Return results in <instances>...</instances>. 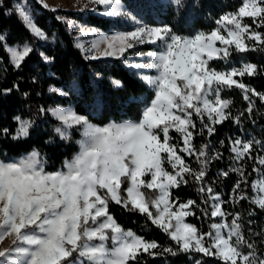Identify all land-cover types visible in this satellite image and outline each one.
<instances>
[{
    "label": "snow or ice",
    "instance_id": "snow-or-ice-1",
    "mask_svg": "<svg viewBox=\"0 0 264 264\" xmlns=\"http://www.w3.org/2000/svg\"><path fill=\"white\" fill-rule=\"evenodd\" d=\"M91 2L102 6V15L126 17L135 27L112 35L81 27L75 46L92 60L126 59L127 54L144 57L146 62L127 66L138 72L147 70L140 78L153 95L140 100L143 107L139 120L113 121L103 126L91 123L72 107L40 108L41 114L47 111L57 120L53 131L62 141L70 139L73 128L80 130L79 151L55 171L47 170L45 157L36 149L20 157H0V243L10 240V244L0 247V264H143L142 254L155 258L179 253L189 254L192 264H204L203 257H214L221 264H264V253L258 251L256 240L249 238L261 235L253 231L254 221L248 220L246 237L241 213L223 207L247 199L264 210V179L253 184L257 194L252 198L241 187L251 175H246L245 158L253 161L252 171L264 177V142L254 137L229 138L232 164L228 170H220L218 176L227 177L232 172L240 179L228 200L221 199L206 180L209 165L222 159V153L211 142L198 148L192 142L194 133L202 136L206 131L211 137L215 126L228 119L241 124L244 112L233 117L229 111L231 101L221 96L225 87L235 86L242 91L249 118L255 107L253 98L264 102V92L236 79L259 75L264 66L241 62L239 67L217 70L210 64L222 61L230 65L233 53L264 52V31L258 30L264 28V0H242L236 11L216 20V28L192 36L177 34L166 24L143 23V18L156 9V0H141L136 14L123 0ZM175 3L181 5V0ZM15 11L35 38L47 41V34L34 23L32 13L22 5H17ZM245 18H250L251 23ZM57 19L75 27L72 21ZM86 31L96 37L89 47L80 39ZM6 39V33L0 34L10 64L19 70L34 49L27 42L11 46ZM146 45L153 50L135 51ZM41 58L46 64L55 59L43 53ZM113 83L121 86L119 81ZM13 87L18 89V85ZM75 87L71 85L70 90ZM11 91L4 89L3 94ZM54 91L60 96L69 95L63 88ZM194 117L199 119V128ZM14 120L18 125L15 132L3 128L0 136L10 135L14 141L27 138L34 121L19 116ZM171 131L179 136L171 135ZM219 143L224 146L225 142ZM185 156L195 157L199 166L192 167ZM190 183L198 186L200 203L192 199L178 203L179 197H174L172 190ZM110 202L145 215L170 237L175 247H163L123 229L109 212ZM197 210L205 219L220 220L211 223L208 231H201L185 222L190 216L199 219ZM248 215H255V211ZM198 254L202 256L193 260Z\"/></svg>",
    "mask_w": 264,
    "mask_h": 264
},
{
    "label": "trees",
    "instance_id": "trees-1",
    "mask_svg": "<svg viewBox=\"0 0 264 264\" xmlns=\"http://www.w3.org/2000/svg\"><path fill=\"white\" fill-rule=\"evenodd\" d=\"M130 9L136 11L141 0H123ZM32 8L34 23L41 28L48 36L47 41L38 40L33 36L25 23L18 16L16 0H3L0 4V34L6 33V43L24 45L29 43L34 49L22 63L19 70L15 69L9 62V56L0 43V130L8 128L14 133L17 128V121L14 117L34 121L27 138L12 140L11 136H0V157H20L38 150L45 157L48 171H55L62 167L65 159L72 157L79 151L78 141L81 133L78 130L72 132L67 141H62L53 131L58 125L57 120L49 113L41 114L40 108L63 106L72 107L78 114L86 115L91 123L103 126L109 122H125L139 120L141 118L142 98H151L153 93L150 87L140 78L142 75L138 70L128 67L124 58H100L88 59L76 45V38L68 25L57 19L58 11L52 8H45L39 0H28ZM242 0H181L177 5L175 0H158L155 11L143 20L151 25H169L173 31L183 36H191L197 32H209L216 28V20L227 12H234L241 5ZM74 19L85 22L109 31L113 27L125 29L130 26L127 21L111 19L94 11H72L61 10ZM245 22L251 23L250 18ZM255 27V25H253ZM264 31V28L258 29ZM251 43V42H249ZM146 50H153L151 45L143 46ZM131 52V51H130ZM45 56L54 57V62L46 64L41 58ZM241 62L255 63L264 66V52H247L245 54L233 53L231 64L225 65L222 61H210L212 67L217 70H224L227 67H239ZM99 74V75H97ZM35 77L36 82H33ZM243 83L250 85L257 92H264V72L253 77H236ZM113 81H119V87ZM13 85H18V89ZM75 85V90L70 86ZM63 88L69 92L67 96L58 95L54 89ZM4 89H12L8 94H3ZM27 94V95H25ZM224 99L230 100V108L233 117L244 112L241 117V124L236 125L232 119L224 121L215 126V133L209 137L205 131L204 135L194 133L193 144L198 148L201 144L211 142L212 146L222 153V159L214 160L208 168L206 180L212 184L221 199L228 200L233 185L240 177L230 172L227 177L218 176L220 170H228L232 164V153L230 152L229 138L237 136L243 139L255 138L264 142V102L255 99V107L251 118L245 111L248 103L243 99L240 89L233 86L225 87L221 92ZM199 128V119L195 118ZM206 119V117H205ZM255 121V123H253ZM171 135L178 137L174 131ZM51 140L52 143H46ZM224 140V146L220 141ZM182 144V141H181ZM264 154V153H261ZM181 155H184L181 153ZM255 155V153H254ZM185 160L192 167H198L195 157L185 156ZM246 165L247 183L242 188L249 198L257 194L254 183L264 179L257 172H253V161H244ZM171 171L168 165H165ZM264 171V168H261ZM215 181V183H212ZM197 185L190 183L187 186L181 185L173 189V196L179 197V202L188 199L200 203L201 194L197 191ZM148 192L149 190H145ZM228 211L241 213L242 231L246 237L248 233V220L254 221L252 229L261 233L260 236L252 235L249 238L257 242V249L264 253V210L251 203L250 200H242L239 204L231 203L223 206ZM255 211V215L249 216L248 212ZM109 212L117 223L126 230H132L135 234L142 236L145 240L156 241L163 247L173 246L175 243L158 226L154 225L145 215L136 211H128L121 205L114 202L109 203ZM190 216L185 220L197 226L201 231H208L209 225L219 222L220 218H209L200 214ZM229 221L231 217L228 218ZM246 251V249H245ZM202 254L194 255L193 260L200 258ZM143 264H192L189 254L179 253L175 257L170 255L160 257H148L142 254ZM204 264H221V261L214 257H203Z\"/></svg>",
    "mask_w": 264,
    "mask_h": 264
},
{
    "label": "rangeland",
    "instance_id": "rangeland-1",
    "mask_svg": "<svg viewBox=\"0 0 264 264\" xmlns=\"http://www.w3.org/2000/svg\"><path fill=\"white\" fill-rule=\"evenodd\" d=\"M42 4L44 5H47L49 8H54L58 11V17H61L63 18L64 20H67V21H72L74 22V25L75 27H72L70 28L69 26V29L73 32L76 40H77V37H79V34H80V28L83 27L85 30L89 29V28H96L99 30L100 33L102 34H105V35H112L114 34L115 32H120V31H130V30H133V28L135 27V24L132 20L126 18V17H120V18H111V19H119L120 21H127L130 23V26L125 28V29H116L115 27H113L111 30L109 31H104L103 29L101 28H98V27H95V26H90L88 25L87 23L85 22H81V21H78L76 19H74L73 17H71L70 15L64 13V12H61V10H72V11H82V12H87V11H94L93 8H97L99 9L98 11H94L95 13H98V14H101V11H102V6H99V5H94L91 0H39ZM124 2V1H123ZM158 2V0H156V3ZM126 3V2H124ZM127 4V3H126ZM17 5H22L26 8L27 11H29L30 13H32V8L30 6V3L28 2V0H16V6ZM85 5H87V7H85ZM128 9H130L128 7ZM130 10H133V9H130ZM155 11V10H154ZM133 14H136V11L133 10ZM33 15V14H32ZM102 15V14H101ZM104 16V15H103ZM106 17V16H105ZM143 23H146L144 20H142ZM67 24V23H66ZM68 25V24H67ZM151 25V24H150ZM159 26V25H158ZM192 36V35H191ZM96 37L94 34H91V33H88L86 31L85 35L83 37H81L80 39L84 42L85 44V47H89V42L94 40ZM20 46H23V45H20ZM217 46L219 47V42H217ZM103 47V46H102ZM131 52L133 50H130ZM135 51H140V52H148V51H152V50H146L142 47H138ZM130 52V53H131ZM110 58V57H109ZM127 63L128 64H134V63H137V62H146L145 58L144 57H139V56H135V55H132V54H127ZM147 70H143V71H140V73L143 75L146 73ZM57 107V106H56ZM63 107V106H62ZM137 121V120H136ZM75 130H78L80 131L78 128H73L72 129V132H74ZM81 133V132H80ZM72 134V133H71ZM82 139V136L81 138ZM259 181H257L258 183ZM153 211H155L153 209ZM186 223H188L186 220H185ZM124 229V228H123ZM126 230V229H125ZM111 242H109V245H110ZM8 244H10V240H8L6 238V240L4 241V243H0V247H5L7 246Z\"/></svg>",
    "mask_w": 264,
    "mask_h": 264
}]
</instances>
